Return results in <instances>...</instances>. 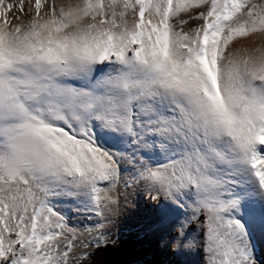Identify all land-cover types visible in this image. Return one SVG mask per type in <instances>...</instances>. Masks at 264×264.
I'll use <instances>...</instances> for the list:
<instances>
[{"label":"snow or ice","instance_id":"6c2138e0","mask_svg":"<svg viewBox=\"0 0 264 264\" xmlns=\"http://www.w3.org/2000/svg\"><path fill=\"white\" fill-rule=\"evenodd\" d=\"M264 264V0H0V264Z\"/></svg>","mask_w":264,"mask_h":264},{"label":"rangeland","instance_id":"374dc122","mask_svg":"<svg viewBox=\"0 0 264 264\" xmlns=\"http://www.w3.org/2000/svg\"><path fill=\"white\" fill-rule=\"evenodd\" d=\"M130 259H131V255H130V252H128V251H125L123 254H119V256H118V260L125 262V264Z\"/></svg>","mask_w":264,"mask_h":264},{"label":"trees","instance_id":"16d2710c","mask_svg":"<svg viewBox=\"0 0 264 264\" xmlns=\"http://www.w3.org/2000/svg\"><path fill=\"white\" fill-rule=\"evenodd\" d=\"M118 256H119V253L114 254V255H113V260H115V261H119V260H118Z\"/></svg>","mask_w":264,"mask_h":264}]
</instances>
